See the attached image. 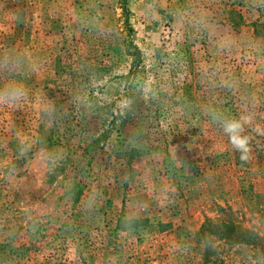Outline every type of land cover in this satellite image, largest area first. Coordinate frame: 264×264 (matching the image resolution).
Masks as SVG:
<instances>
[{
	"label": "rangeland",
	"instance_id": "rangeland-1",
	"mask_svg": "<svg viewBox=\"0 0 264 264\" xmlns=\"http://www.w3.org/2000/svg\"><path fill=\"white\" fill-rule=\"evenodd\" d=\"M0 264H264V0H0Z\"/></svg>",
	"mask_w": 264,
	"mask_h": 264
},
{
	"label": "trees",
	"instance_id": "trees-1",
	"mask_svg": "<svg viewBox=\"0 0 264 264\" xmlns=\"http://www.w3.org/2000/svg\"><path fill=\"white\" fill-rule=\"evenodd\" d=\"M130 52V51H129ZM130 54V53H129ZM132 58L134 60V71H135V67L136 65L139 63L140 61V52L139 50L134 47V53H132ZM133 72V70H132ZM214 229H216L217 231H219V229L221 230H225L223 231L222 234H224L225 232H230V233H236L235 235H228L224 238H228V240L233 243H247V237L249 235V233H247L246 231H241L240 229H238V227L233 226L232 224H213L212 222H208L204 225V227H202V229L196 233L195 237L193 238V243L196 246V250L200 249V246L202 244V241L205 240L208 236H212L213 234H217L216 232H214ZM236 231V232H235ZM192 242V241H191Z\"/></svg>",
	"mask_w": 264,
	"mask_h": 264
},
{
	"label": "clouds",
	"instance_id": "clouds-1",
	"mask_svg": "<svg viewBox=\"0 0 264 264\" xmlns=\"http://www.w3.org/2000/svg\"><path fill=\"white\" fill-rule=\"evenodd\" d=\"M222 127L224 133L229 137V141L232 147L240 153V160L247 161L249 159V141L250 137L244 133V127L241 120H220L219 117H215ZM246 122V121H245Z\"/></svg>",
	"mask_w": 264,
	"mask_h": 264
}]
</instances>
